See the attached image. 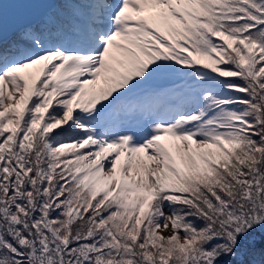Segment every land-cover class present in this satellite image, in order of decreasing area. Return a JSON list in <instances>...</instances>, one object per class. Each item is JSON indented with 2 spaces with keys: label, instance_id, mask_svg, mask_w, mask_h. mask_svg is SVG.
<instances>
[{
  "label": "snow or ice",
  "instance_id": "snow-or-ice-1",
  "mask_svg": "<svg viewBox=\"0 0 264 264\" xmlns=\"http://www.w3.org/2000/svg\"><path fill=\"white\" fill-rule=\"evenodd\" d=\"M11 6L0 264H264V0Z\"/></svg>",
  "mask_w": 264,
  "mask_h": 264
},
{
  "label": "water",
  "instance_id": "water-1",
  "mask_svg": "<svg viewBox=\"0 0 264 264\" xmlns=\"http://www.w3.org/2000/svg\"><path fill=\"white\" fill-rule=\"evenodd\" d=\"M6 3H9V7L7 9L8 13H9V16H12L13 14H17V13H20L22 11H24L23 9H20V8H13L11 6V0H5Z\"/></svg>",
  "mask_w": 264,
  "mask_h": 264
},
{
  "label": "rangeland",
  "instance_id": "rangeland-1",
  "mask_svg": "<svg viewBox=\"0 0 264 264\" xmlns=\"http://www.w3.org/2000/svg\"><path fill=\"white\" fill-rule=\"evenodd\" d=\"M168 233H165V235H167Z\"/></svg>",
  "mask_w": 264,
  "mask_h": 264
}]
</instances>
